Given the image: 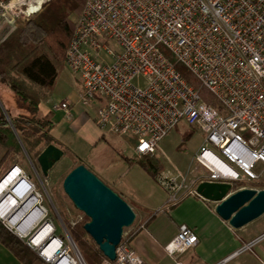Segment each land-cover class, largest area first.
Here are the masks:
<instances>
[{
    "label": "built area",
    "instance_id": "2783aa9c",
    "mask_svg": "<svg viewBox=\"0 0 264 264\" xmlns=\"http://www.w3.org/2000/svg\"><path fill=\"white\" fill-rule=\"evenodd\" d=\"M49 1L0 2V10L16 25ZM161 47L214 95L220 107L202 98ZM65 62L82 84L80 102L95 111L100 130L133 137L137 158L158 156L161 142L182 121L205 133V143L195 155L197 164L187 170L196 173V178L182 176L178 187L170 176L157 177L170 195L169 206L187 196L202 198L197 186L204 181L234 184L262 180L264 0H87L76 20ZM52 108L73 120L69 101L56 102ZM201 167L210 175H201ZM9 177L13 181L2 191L0 207L10 203L11 197L18 207L35 202L16 224L0 215L4 225L47 264H86L70 233L69 241L57 236L35 184L17 166L0 185ZM37 218L41 220L25 226ZM48 224L53 225L52 232L38 244L36 240ZM142 228L124 233L116 259L102 264H145L129 244V237ZM56 239L60 246L56 258L50 259L46 253ZM198 243L195 231L181 225L165 250L175 257Z\"/></svg>",
    "mask_w": 264,
    "mask_h": 264
},
{
    "label": "rangeland",
    "instance_id": "374dc122",
    "mask_svg": "<svg viewBox=\"0 0 264 264\" xmlns=\"http://www.w3.org/2000/svg\"><path fill=\"white\" fill-rule=\"evenodd\" d=\"M47 5L34 15H25L24 19L17 24L41 13ZM78 16L72 15L74 24ZM45 49L52 56L47 46ZM83 91L82 84L66 62L60 71L55 90L51 93L46 90L41 91V113L54 122L52 135L59 140L60 146L58 147L65 152L62 159L49 171L47 177L43 176L40 171L37 159L28 153L27 146H24L23 151L9 161V166H5L0 171L1 180L10 166L17 164L33 177L41 193L42 204L48 210V220L56 226L57 236L66 241H69L70 227H74L72 224H81L85 220L84 214L75 208L63 189L66 176L78 165H85L108 186L119 188L128 196L136 195L138 192L148 193V198L152 199V204L155 203V205H163L166 201L168 203L170 196L157 179L153 181L138 165L130 164L121 158L122 155L127 158L135 157V139L130 135L120 137L102 132L96 124L95 111L84 107L80 102ZM65 100L80 112L75 114L73 120L65 118L62 112H55L52 108L56 102ZM98 104L97 102L95 106ZM0 105L9 119V114L16 116L19 112L15 94L8 85L3 83L0 84ZM18 137L21 139L19 135ZM205 139V133L201 130L190 127L184 121L180 122L176 129L172 130L161 142L162 152L157 156L164 165V172L161 174L174 178L178 187H180L182 176L188 175L189 180L196 178V173H188L187 170L191 164L196 166L195 155L204 145ZM208 147L216 152L213 146L208 144ZM1 157L2 151L0 150ZM235 169L241 173L237 168ZM199 170L201 175H210L203 167ZM189 180L187 179V183ZM261 181H264V175ZM146 202L148 207L152 205ZM163 206L165 207V204ZM132 208L136 214V220L132 227L124 230L127 234L138 224L139 214H141L139 208ZM68 223L71 226H68ZM248 226H264V215Z\"/></svg>",
    "mask_w": 264,
    "mask_h": 264
},
{
    "label": "trees",
    "instance_id": "16d2710c",
    "mask_svg": "<svg viewBox=\"0 0 264 264\" xmlns=\"http://www.w3.org/2000/svg\"><path fill=\"white\" fill-rule=\"evenodd\" d=\"M86 1L52 0L41 13L17 24L12 33L0 42V84L8 85L15 94L19 111L16 116L9 114V121L0 105V145L7 149L0 161V169L11 157L19 155L24 146L36 159L47 146H60L59 140L52 135L54 122L41 113V91L51 93L55 90L75 30L71 17L80 15ZM45 46L51 50L52 56ZM161 50L209 105L220 107L214 95L201 87L200 81L184 65L177 63L166 48L161 47ZM121 158L138 165L152 180L164 172V165L156 156L137 159L122 155ZM243 187L264 189V181L235 182L233 191ZM84 218L83 223L70 227L71 236L86 264H102L105 256L86 233L84 226L90 219L85 215ZM68 226L71 225L68 223ZM0 243L22 264H44L1 221Z\"/></svg>",
    "mask_w": 264,
    "mask_h": 264
},
{
    "label": "crops",
    "instance_id": "0c3cea01",
    "mask_svg": "<svg viewBox=\"0 0 264 264\" xmlns=\"http://www.w3.org/2000/svg\"><path fill=\"white\" fill-rule=\"evenodd\" d=\"M0 2H7V0H0ZM7 18V15L0 10V42L8 37L16 27V25H11ZM78 113H80L79 110L73 107V115L75 116ZM81 118L83 119V116ZM96 124L98 126L97 119ZM0 150L2 151L1 161L7 149L0 145ZM15 156L17 155L11 157L1 167L0 171L5 166H9V161ZM15 166L23 171L27 180L34 183L39 191L36 181L20 165L10 166L3 178ZM112 188L131 207L139 208L140 219L132 231L134 232L138 226H144V228L138 229L134 235L129 237V244L145 264H175L176 261L182 264H264V237H262L264 226L247 225L236 230L217 215L215 203L198 196L183 197L177 204L170 206L166 201L164 207V204H152L153 200L148 198V193L138 192L136 195L128 196L123 190L116 187ZM146 201L152 205L148 207ZM2 224L4 225L3 222ZM181 225H187L194 230L199 238V243L195 248L172 257L166 252L165 246L175 238ZM9 231L13 233L11 230ZM14 235L37 254L24 240L16 234ZM249 245V249L242 250ZM42 261L47 264L43 259ZM0 264L22 263L0 243Z\"/></svg>",
    "mask_w": 264,
    "mask_h": 264
},
{
    "label": "water",
    "instance_id": "95a60500",
    "mask_svg": "<svg viewBox=\"0 0 264 264\" xmlns=\"http://www.w3.org/2000/svg\"><path fill=\"white\" fill-rule=\"evenodd\" d=\"M64 154V150L53 144L43 149L37 158L43 176H48ZM63 189L75 208L90 219L84 226L86 233L105 258L114 261L124 230L132 227L136 220L131 205L83 164L66 176ZM197 193L215 203L217 215L236 230L264 215V189L233 191L231 183L204 181L197 186Z\"/></svg>",
    "mask_w": 264,
    "mask_h": 264
},
{
    "label": "bare ground",
    "instance_id": "6f19581e",
    "mask_svg": "<svg viewBox=\"0 0 264 264\" xmlns=\"http://www.w3.org/2000/svg\"><path fill=\"white\" fill-rule=\"evenodd\" d=\"M41 1V0H40ZM232 174H235L232 170H231ZM13 181L12 177H9L8 179H6L1 185H0V196L2 191L6 188L7 185H9L11 182ZM8 204L6 205H2L0 207V215L8 218L11 220L12 224H16L22 217L23 215H25V213H27V211L30 209V207L33 205L32 203L35 202V200L31 201L27 206H16V199L11 197L9 199ZM42 219V216H41ZM40 218L38 219H31L27 222V224L25 226H33L34 222H39L41 220ZM48 226L46 227V229L41 233V235L39 236V238L36 240V242L38 244H40L43 240H45L46 238H48L52 232V224H48L45 225ZM60 246V241L58 239H56L54 241V243L51 245L50 250L47 251L46 254H48V257L50 259L52 258H56L55 253L57 251V248H59Z\"/></svg>",
    "mask_w": 264,
    "mask_h": 264
},
{
    "label": "flooded vegetation",
    "instance_id": "af4514ba",
    "mask_svg": "<svg viewBox=\"0 0 264 264\" xmlns=\"http://www.w3.org/2000/svg\"><path fill=\"white\" fill-rule=\"evenodd\" d=\"M56 164H57V163H56ZM56 164H55V165H56ZM55 165H54V166H55ZM39 167H40V166H39ZM40 170H41V167H40ZM41 171H42V170H41Z\"/></svg>",
    "mask_w": 264,
    "mask_h": 264
}]
</instances>
